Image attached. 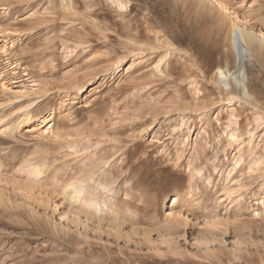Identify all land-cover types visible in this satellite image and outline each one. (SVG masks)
Wrapping results in <instances>:
<instances>
[{"label": "rangeland", "instance_id": "374dc122", "mask_svg": "<svg viewBox=\"0 0 264 264\" xmlns=\"http://www.w3.org/2000/svg\"><path fill=\"white\" fill-rule=\"evenodd\" d=\"M224 1L264 36V0ZM228 23L0 0V264H264V48L223 87Z\"/></svg>", "mask_w": 264, "mask_h": 264}, {"label": "bare ground", "instance_id": "6f19581e", "mask_svg": "<svg viewBox=\"0 0 264 264\" xmlns=\"http://www.w3.org/2000/svg\"><path fill=\"white\" fill-rule=\"evenodd\" d=\"M200 1L201 3H203L204 5H206L211 9L216 8L220 14L225 13L229 22L228 24L230 27L229 28L230 43L233 48L232 50L235 53V70L234 72L230 73L227 72V70L225 71L222 70L221 68H218L217 74L220 84H222L223 87L228 88L230 86L229 81L232 80L234 82H238L245 90L244 92H246L245 89L246 73L244 70L245 59L247 56L246 54L249 53L248 51L250 48L252 49L254 48L256 49V51L262 50L264 48V36H261L260 34H257L256 32L248 29L247 27L242 25L238 19L231 18L229 15L228 5L224 0H200ZM246 46H248L249 48H247ZM252 49L251 51L253 52ZM29 120L30 119L26 117V122H29ZM39 125L40 126L43 125L42 122ZM75 190L71 197L76 198L77 201L83 199V196L81 194L82 192L80 190H76V191Z\"/></svg>", "mask_w": 264, "mask_h": 264}]
</instances>
